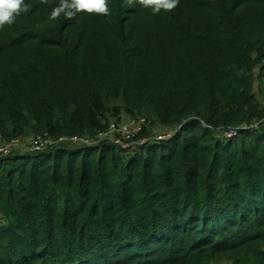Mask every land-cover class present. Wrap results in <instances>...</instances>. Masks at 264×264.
<instances>
[{
    "label": "trees",
    "instance_id": "16d2710c",
    "mask_svg": "<svg viewBox=\"0 0 264 264\" xmlns=\"http://www.w3.org/2000/svg\"><path fill=\"white\" fill-rule=\"evenodd\" d=\"M59 2L0 29V136L49 142L0 157V264H264V0ZM122 116L127 149L59 141Z\"/></svg>",
    "mask_w": 264,
    "mask_h": 264
},
{
    "label": "clouds",
    "instance_id": "9594fccd",
    "mask_svg": "<svg viewBox=\"0 0 264 264\" xmlns=\"http://www.w3.org/2000/svg\"><path fill=\"white\" fill-rule=\"evenodd\" d=\"M47 4L48 0H40ZM129 6L139 4L144 8H151L153 14L164 11H172L178 6L179 0H126ZM31 5L25 0H0V29L5 25H12L21 13H27ZM86 12L88 14L107 15L109 13L108 0H60L59 4L53 7L49 19H58L64 15L67 19H72L76 13Z\"/></svg>",
    "mask_w": 264,
    "mask_h": 264
},
{
    "label": "rangeland",
    "instance_id": "374dc122",
    "mask_svg": "<svg viewBox=\"0 0 264 264\" xmlns=\"http://www.w3.org/2000/svg\"><path fill=\"white\" fill-rule=\"evenodd\" d=\"M261 84H262V81H260L259 79L255 80V83H254L255 92L259 91V89L261 87ZM117 121H119L120 125L126 127V128L125 127L124 128L121 127V130H120L122 133L126 132V130H127V132L125 133V137L123 138L125 141H121V139H122L121 136L117 132H114L113 134L110 133L107 137H105V134H104V135H99L98 137L96 136V137H93V138L89 137L88 134L86 133L85 136H83V138H82L83 141H80V140H75L74 141L72 139L66 140L65 136H61V138L63 139V140H61V142H63L66 145H70V146H73V147H76V148L80 149V148L96 146L98 141L108 140L109 142H112V143H118V144H116L117 147L124 148L129 143L127 141L130 140L131 138L135 137V135L133 134L135 132V130L129 128L130 127L129 125L132 122V120L129 117L122 116L121 119L117 120ZM256 127H258L257 129H263L264 128V126H259V125L256 126ZM175 131L176 130H174L173 128H169V129L164 128V127L155 128V129H151V132H152L151 137H152V139L156 138L155 139L156 141H160L161 142V141L169 140L170 138H172L173 135H175ZM230 133H231V131H230ZM235 136H237V132L231 133L228 136V139L229 138H234ZM1 138H3V137H1ZM3 140H4V138H3ZM20 140L21 141L19 142V145H18V147L16 149H19V151H24V152H29V153H41V152H44V151L47 150V147L49 145L46 142V140L40 135L38 137H36L34 135L26 136L25 138H22ZM59 140H60V138H59ZM38 141H39V143L42 142L43 145L40 144L39 145L40 147H35L34 143H36ZM150 142H152V141H150ZM4 143H6V142H4ZM131 151L132 150H129L128 154H130ZM231 262H233V261H231ZM212 264H230V262H229V260L227 261V260L220 259V260H216L215 263H212Z\"/></svg>",
    "mask_w": 264,
    "mask_h": 264
},
{
    "label": "built area",
    "instance_id": "2783aa9c",
    "mask_svg": "<svg viewBox=\"0 0 264 264\" xmlns=\"http://www.w3.org/2000/svg\"><path fill=\"white\" fill-rule=\"evenodd\" d=\"M146 123V120L145 119H143V118H140V119H137V120H132V122H131V124L129 125L130 127V129H133V130H135V132L133 133L134 135H136L137 133H139L140 132V130L142 129V127L144 126V124ZM121 127H125V126H122V125H120L119 123L118 124H112L111 126H110V130H109V132H107V134H105V137H107L110 133H114V132H117L120 136H121V141H125L123 138L125 137V133L127 132V130H126V132H124V133H122L120 130H121ZM126 128V127H125ZM83 137H81V138H78V137H74V138H66V140H68V139H72V140H80V141H83V139H82ZM130 139V138H129ZM132 139V138H131ZM130 139V140H131ZM61 140H63L62 138H60V140L59 141H61ZM128 140V139H127ZM130 140H128L127 142H129ZM21 141V140H20ZM19 140H13L12 142H10V143H4L3 142V140H2V138H1V136H0V157H2V156H7V155H9L10 153H12V151H14V150H19V149H16L17 147H18V145H19V142H20ZM48 144H49V142L48 141H46ZM43 145L42 144V142H40L39 143V141L38 142H36V143H34V146L35 147H40L39 145ZM114 144H118V143H114ZM49 146V145H48ZM130 146L129 145H127L126 147H124L123 149H127V148H129Z\"/></svg>",
    "mask_w": 264,
    "mask_h": 264
}]
</instances>
